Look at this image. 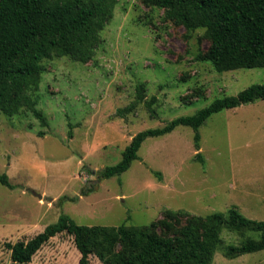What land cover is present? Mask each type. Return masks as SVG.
Wrapping results in <instances>:
<instances>
[{"label":"rangeland","instance_id":"1","mask_svg":"<svg viewBox=\"0 0 264 264\" xmlns=\"http://www.w3.org/2000/svg\"><path fill=\"white\" fill-rule=\"evenodd\" d=\"M204 33L187 32L146 0H118L91 61L69 56L44 61L37 108L48 126L29 110L13 116L0 111V174L14 185L0 182V264L11 261L8 242L28 240L65 214L85 225L147 226L168 209L204 216L235 206L264 220V99L211 115L198 129V150L195 130L179 125L145 139L139 159L121 175L100 176L121 160L139 131L264 82V67L218 72L199 58L209 46ZM142 82L146 99L157 97V116L144 103L123 110ZM91 180L95 189L82 194ZM249 236L257 237L224 229L212 264H264V249L225 256V245ZM80 257L74 237L63 232L32 264H79ZM89 264L101 262L91 255Z\"/></svg>","mask_w":264,"mask_h":264},{"label":"trees","instance_id":"2","mask_svg":"<svg viewBox=\"0 0 264 264\" xmlns=\"http://www.w3.org/2000/svg\"><path fill=\"white\" fill-rule=\"evenodd\" d=\"M146 1L164 9L165 18L187 32L205 29L209 46L199 58L210 61L218 72L264 67V0ZM117 3L118 0H0V111L13 116L29 110L42 126H48L44 112L37 108L46 70L44 61L62 56L82 63L91 61L104 41L102 32L114 17ZM145 93L146 84L142 82L136 87V99L123 110L131 111L144 103L149 113L157 116V97L147 100ZM258 99H264V82L252 84L236 95L217 97L195 114L141 130L132 137L121 160L106 166L100 176L121 175L139 159L145 139L168 134L179 125L195 130L194 145L198 150V129L211 115ZM197 158L204 162L200 152ZM88 171L94 173L92 168ZM0 182L14 187L7 174H0ZM89 183L82 194L95 189L97 182ZM224 229L257 235L239 244L225 245L226 257L264 249V220L249 218L235 206L204 216L168 209L162 219L147 226L85 225L65 214L34 237L6 245L11 253L9 264H32L34 255L63 232L74 237L81 254L79 264H89L91 255L101 264H212L223 243Z\"/></svg>","mask_w":264,"mask_h":264}]
</instances>
